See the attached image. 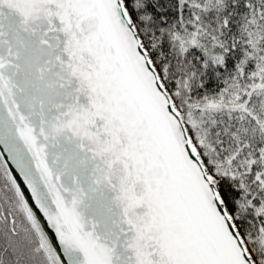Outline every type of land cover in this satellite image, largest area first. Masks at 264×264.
Wrapping results in <instances>:
<instances>
[{
	"label": "snow or ice",
	"instance_id": "6c2138e0",
	"mask_svg": "<svg viewBox=\"0 0 264 264\" xmlns=\"http://www.w3.org/2000/svg\"><path fill=\"white\" fill-rule=\"evenodd\" d=\"M0 264H264V0H0Z\"/></svg>",
	"mask_w": 264,
	"mask_h": 264
}]
</instances>
